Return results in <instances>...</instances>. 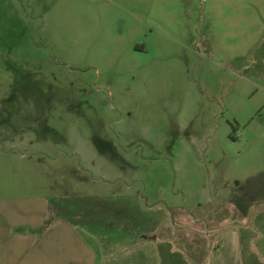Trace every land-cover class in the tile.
Instances as JSON below:
<instances>
[{
  "label": "rangeland",
  "instance_id": "1",
  "mask_svg": "<svg viewBox=\"0 0 264 264\" xmlns=\"http://www.w3.org/2000/svg\"><path fill=\"white\" fill-rule=\"evenodd\" d=\"M264 264V0H0V264Z\"/></svg>",
  "mask_w": 264,
  "mask_h": 264
},
{
  "label": "crops",
  "instance_id": "2",
  "mask_svg": "<svg viewBox=\"0 0 264 264\" xmlns=\"http://www.w3.org/2000/svg\"><path fill=\"white\" fill-rule=\"evenodd\" d=\"M34 264V262L32 263ZM226 264H243L242 260H240V258L238 257L237 258H229L227 261H226ZM244 264H248V263H244Z\"/></svg>",
  "mask_w": 264,
  "mask_h": 264
}]
</instances>
